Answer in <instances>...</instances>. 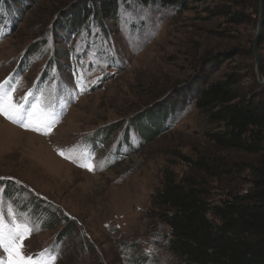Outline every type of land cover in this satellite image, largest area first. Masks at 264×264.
Here are the masks:
<instances>
[{
  "label": "rangeland",
  "instance_id": "374dc122",
  "mask_svg": "<svg viewBox=\"0 0 264 264\" xmlns=\"http://www.w3.org/2000/svg\"><path fill=\"white\" fill-rule=\"evenodd\" d=\"M88 1L0 0V83L12 80L15 102L40 100L58 118L45 134L0 115V216L5 225L36 228L23 255L46 249L51 264H182L168 249L169 227L155 217L152 196L165 172L194 173L202 157L218 167L196 172L212 202L252 188L248 164L258 155L219 151L188 96L194 84L235 66L255 73L260 0H190L181 10L118 0L115 16L92 14L63 29ZM37 197L72 226L63 219L46 228Z\"/></svg>",
  "mask_w": 264,
  "mask_h": 264
},
{
  "label": "trees",
  "instance_id": "16d2710c",
  "mask_svg": "<svg viewBox=\"0 0 264 264\" xmlns=\"http://www.w3.org/2000/svg\"><path fill=\"white\" fill-rule=\"evenodd\" d=\"M135 1L181 10L190 0ZM118 8V0H89L71 12L62 28L73 30L92 14L97 19L115 16ZM232 17L242 18L239 12H233ZM259 51L264 73V26ZM234 68L221 79L194 84L188 100L212 126L207 138L219 151L258 155L248 164L253 186L245 193L230 192L227 198L215 203L210 199L207 180L196 172L216 174V163L199 158L194 162V173L181 178L171 171L165 172L152 203L157 209L155 217L169 227L168 249L182 264H264V87L254 71L246 75L238 66ZM174 108L173 104L171 113ZM1 185L5 191L9 189L7 181ZM33 199L35 208L38 205L40 211L48 213L46 228L57 226L63 219L68 227L72 226V220L67 215L62 217L59 207L52 206L54 209L50 210L38 197ZM18 205L25 207V202Z\"/></svg>",
  "mask_w": 264,
  "mask_h": 264
},
{
  "label": "snow or ice",
  "instance_id": "6c2138e0",
  "mask_svg": "<svg viewBox=\"0 0 264 264\" xmlns=\"http://www.w3.org/2000/svg\"><path fill=\"white\" fill-rule=\"evenodd\" d=\"M15 90V85L9 80L0 83V115L25 128L46 130L45 134H48L58 122L54 109L42 105L40 100L26 107L27 96L22 97L21 102H15L12 95ZM28 95H31V92ZM58 152L62 156L65 155L63 150L58 149ZM81 166L90 171L95 170V165L91 163H82ZM36 230L28 224L5 225L3 217L0 216V264H51L55 257H50L46 249L37 253L36 257L23 255V241Z\"/></svg>",
  "mask_w": 264,
  "mask_h": 264
},
{
  "label": "water",
  "instance_id": "95a60500",
  "mask_svg": "<svg viewBox=\"0 0 264 264\" xmlns=\"http://www.w3.org/2000/svg\"><path fill=\"white\" fill-rule=\"evenodd\" d=\"M263 26H264V1L260 0L259 20L253 40V54L255 60V73L259 83L264 87V74H263L260 51H259V41L263 32Z\"/></svg>",
  "mask_w": 264,
  "mask_h": 264
},
{
  "label": "bare ground",
  "instance_id": "6f19581e",
  "mask_svg": "<svg viewBox=\"0 0 264 264\" xmlns=\"http://www.w3.org/2000/svg\"><path fill=\"white\" fill-rule=\"evenodd\" d=\"M1 123H2L3 125H9V124H7V123H5V122H3V121H2ZM9 126H10V125H9ZM12 128H14V131H15V132L23 133V131H20V130L16 129V128L13 127V126H12ZM5 130H6V129H5ZM0 132H2V133H0V135H1V134H3V132H5V131H0ZM26 133H27V132H26ZM27 134H32V133H27Z\"/></svg>",
  "mask_w": 264,
  "mask_h": 264
}]
</instances>
